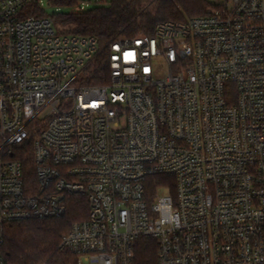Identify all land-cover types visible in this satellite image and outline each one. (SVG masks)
Instances as JSON below:
<instances>
[{
	"label": "built area",
	"instance_id": "obj_1",
	"mask_svg": "<svg viewBox=\"0 0 264 264\" xmlns=\"http://www.w3.org/2000/svg\"><path fill=\"white\" fill-rule=\"evenodd\" d=\"M41 4L0 0V264L7 225L73 200L78 264H135L140 239L157 264H264V0L104 47Z\"/></svg>",
	"mask_w": 264,
	"mask_h": 264
},
{
	"label": "trees",
	"instance_id": "obj_2",
	"mask_svg": "<svg viewBox=\"0 0 264 264\" xmlns=\"http://www.w3.org/2000/svg\"><path fill=\"white\" fill-rule=\"evenodd\" d=\"M49 4L79 6L80 0H48ZM88 9L58 13L52 17L58 32L78 36H95L100 47L110 41L140 34H153L156 25L165 20L181 21L208 15L212 4L207 0H97ZM217 7V5L215 6ZM40 15H45L44 11ZM104 59L96 63L93 82H104L100 75L107 73ZM30 173L33 162L29 160ZM173 179L154 177L150 191L165 186ZM87 204L73 200L69 212L62 218L14 222L5 228L2 252L6 264H78V256L60 248L63 236L73 223L87 217ZM135 264H157V244L153 239H140L136 247Z\"/></svg>",
	"mask_w": 264,
	"mask_h": 264
},
{
	"label": "rangeland",
	"instance_id": "obj_3",
	"mask_svg": "<svg viewBox=\"0 0 264 264\" xmlns=\"http://www.w3.org/2000/svg\"><path fill=\"white\" fill-rule=\"evenodd\" d=\"M109 1V0H107ZM212 4L210 11L213 12L215 10V6L219 5L221 3H224L226 0H207ZM79 6L72 7V6H61V5H55V4H49L48 0H43V4H41V7L45 13L46 16H53L54 14L58 13H69L72 11L79 10L81 8H92L96 6L99 2L97 0H80ZM56 27V25H55ZM44 116V114H42ZM165 190H160V193L162 194Z\"/></svg>",
	"mask_w": 264,
	"mask_h": 264
}]
</instances>
